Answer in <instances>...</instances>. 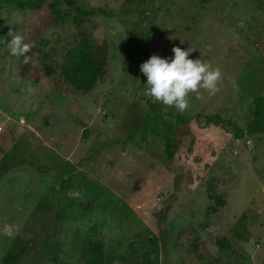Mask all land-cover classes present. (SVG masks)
I'll return each instance as SVG.
<instances>
[{
  "label": "rangeland",
  "instance_id": "obj_1",
  "mask_svg": "<svg viewBox=\"0 0 264 264\" xmlns=\"http://www.w3.org/2000/svg\"><path fill=\"white\" fill-rule=\"evenodd\" d=\"M10 31L31 45L28 62L9 54ZM81 35L109 46L87 95L61 86ZM173 47L221 71L218 91L190 93L184 112L142 87L140 65ZM258 96L264 0H47L34 11L0 0V264H77L78 231L114 264H264V128L247 131ZM149 100L172 158L163 124L144 125Z\"/></svg>",
  "mask_w": 264,
  "mask_h": 264
},
{
  "label": "trees",
  "instance_id": "obj_2",
  "mask_svg": "<svg viewBox=\"0 0 264 264\" xmlns=\"http://www.w3.org/2000/svg\"><path fill=\"white\" fill-rule=\"evenodd\" d=\"M143 7L148 6L154 0H138ZM47 0H1V6L16 8L20 11H34L41 9ZM70 5H74L69 1ZM79 15H95L96 11H83L75 7ZM109 46L107 42L98 43L85 35H81L74 43L67 48L61 64V75L63 83L71 92L76 95H87L94 90L98 82L104 77L108 64ZM64 84V85H63ZM146 83L142 84L145 87ZM151 114L146 118L144 125L151 127V123L163 124L164 138L166 140V152L169 158L173 156V145L170 143V126L160 112L158 104L148 101ZM209 124L218 125L224 122L220 116L206 117ZM189 119L183 116L177 117V125L187 124ZM232 125L231 123H228ZM264 128V96L255 97L253 100V122L248 126L249 133H258ZM238 138L242 132L235 128ZM72 255L77 264H114L115 257L104 249L103 241L93 239L87 234L78 231L72 245Z\"/></svg>",
  "mask_w": 264,
  "mask_h": 264
},
{
  "label": "clouds",
  "instance_id": "obj_3",
  "mask_svg": "<svg viewBox=\"0 0 264 264\" xmlns=\"http://www.w3.org/2000/svg\"><path fill=\"white\" fill-rule=\"evenodd\" d=\"M5 41L9 54L15 57H24L31 45L25 42L22 34L12 35ZM193 50L189 47L182 50L173 47L171 58H161L152 55L146 62L140 65V71L146 77L145 96L153 101H159L165 106L174 107L184 112L189 107L188 96L190 93L198 92L199 89L207 90L209 95L218 91V81L221 78L220 69L211 67L201 59H190Z\"/></svg>",
  "mask_w": 264,
  "mask_h": 264
}]
</instances>
